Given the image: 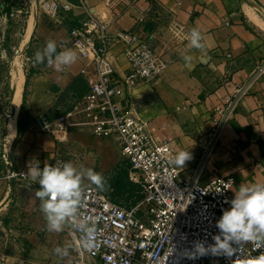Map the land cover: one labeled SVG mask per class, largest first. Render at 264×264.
<instances>
[{
    "label": "crops",
    "instance_id": "1",
    "mask_svg": "<svg viewBox=\"0 0 264 264\" xmlns=\"http://www.w3.org/2000/svg\"><path fill=\"white\" fill-rule=\"evenodd\" d=\"M66 1L59 0L61 4ZM92 11L107 24L111 36L134 32L167 61L161 77L135 91L133 112L147 123L156 141L169 142L175 153H198V141L211 131L216 108L264 60V0H85L68 13L61 10L56 20L37 8L35 22L32 20L24 38V50L30 49L35 58L51 39L57 42L58 51L64 43L74 51L70 31L84 23ZM194 27L204 37L203 50L188 47V33ZM125 49L123 43L116 42L109 53L115 72L122 77L130 72ZM184 55H191L192 61L186 63ZM32 70L26 105L23 87L19 105L9 111L14 119L4 122L2 135L14 142L13 170L26 172L33 157L43 167L60 155L74 164L86 160L98 167L100 174L113 169L118 163L114 138L97 137L90 128L78 127L72 129L67 142L59 143L34 126L40 115L53 121L70 112L90 91L91 82L98 80L95 67L77 55L63 70L46 62L35 63ZM25 80L26 84L27 76ZM180 168L184 178L194 173L191 160ZM219 176L236 179L233 192L242 184H264V77L227 124L202 180Z\"/></svg>",
    "mask_w": 264,
    "mask_h": 264
},
{
    "label": "built area",
    "instance_id": "2",
    "mask_svg": "<svg viewBox=\"0 0 264 264\" xmlns=\"http://www.w3.org/2000/svg\"><path fill=\"white\" fill-rule=\"evenodd\" d=\"M108 2L110 0H107ZM40 10L56 20L63 10L68 13L76 3L85 0H38ZM17 12H22L18 10ZM70 46L88 65L96 69L98 80L91 82L90 91L68 113L50 120L44 115L35 118L40 133L65 143L74 128L87 127L94 136L114 138L123 161L131 168V180L141 187L142 199L132 208L114 202L96 186L83 188L82 216L90 218L95 231L88 243L79 231L78 222L68 224V237L79 254L76 264H228L222 256L207 255L195 260L187 258L197 239L213 243L217 233L215 222L229 207L236 179L219 176L208 182L202 180L227 124L237 112L253 86L264 77V60L251 77L237 85L222 106L216 108L210 132L198 141V153L192 155L194 173L184 178L180 167L170 163L176 154L169 142H158L145 121L134 112L133 96L144 83L155 80L167 69L168 63L148 40L139 41L134 32L111 36L107 24L92 11L88 19L71 29ZM123 43L130 72L119 76L109 58L111 45ZM68 43L61 47L69 48ZM30 61V58H27ZM34 65V60L31 61ZM85 72V70L83 71ZM11 119L12 114H7ZM11 146L8 139L0 142V160L9 167ZM64 161L56 158L50 164ZM25 172L8 169L9 179H29ZM186 238V239H185ZM247 254L259 253L248 245Z\"/></svg>",
    "mask_w": 264,
    "mask_h": 264
},
{
    "label": "rangeland",
    "instance_id": "3",
    "mask_svg": "<svg viewBox=\"0 0 264 264\" xmlns=\"http://www.w3.org/2000/svg\"><path fill=\"white\" fill-rule=\"evenodd\" d=\"M37 8L38 0H0V137L8 139L12 161L7 167L0 160V174L5 175V178H0V264H76L79 254L68 237V224H65L61 232H52L47 228L39 207L40 201L34 195L39 185H33L30 179L7 178L8 169L13 170L14 142L2 133L6 130L5 120H11L7 114L13 115L9 111H13L16 106L13 96L17 90V81L22 82L23 90L33 75L34 65L31 61L34 55L30 49L24 50V38L27 29L29 31L32 27V20L35 22ZM114 142L118 163L110 171L102 173L105 179L103 186L85 180L83 187L96 186L113 201L132 208L142 199L141 187L131 180V168L122 160L119 146L116 140ZM72 156L78 160L77 155ZM58 158L69 161L66 156L64 158L60 155ZM74 165H83L100 173L98 167L95 168L86 160ZM57 247L67 248L68 255L65 256L63 252L57 255L54 251ZM86 264L95 263L86 258Z\"/></svg>",
    "mask_w": 264,
    "mask_h": 264
},
{
    "label": "clouds",
    "instance_id": "4",
    "mask_svg": "<svg viewBox=\"0 0 264 264\" xmlns=\"http://www.w3.org/2000/svg\"><path fill=\"white\" fill-rule=\"evenodd\" d=\"M189 49L203 50L204 37L198 28H192L188 33ZM55 40H48L42 50L35 53L34 62L47 63L57 71L73 64L77 54L70 48L57 50ZM186 63L193 59L191 55L182 57ZM192 159L190 151L181 150L170 160V163L184 167ZM35 189V198L40 201V210L46 220L47 228L52 232H61L65 224L78 222V230L85 234L83 242L88 243L95 231L90 218L82 216L81 193L84 181H90L97 186H103L105 179L102 174L83 165L75 166L71 161H57L55 164L45 162L41 167L39 159L33 157L27 163V171L23 173ZM232 198L226 200L229 207L222 211L216 220L217 233L213 234V243L205 239H197L191 247L184 249L190 260L209 254L222 256L228 264H264V184L240 185L232 192ZM186 239V238H185ZM251 245L259 254L252 256L245 249ZM57 255L62 252L68 255L67 248L54 249Z\"/></svg>",
    "mask_w": 264,
    "mask_h": 264
},
{
    "label": "bare ground",
    "instance_id": "5",
    "mask_svg": "<svg viewBox=\"0 0 264 264\" xmlns=\"http://www.w3.org/2000/svg\"><path fill=\"white\" fill-rule=\"evenodd\" d=\"M21 80H22V78H21ZM22 83V82H21ZM21 83H19L18 81H17V85H16V91H15V97L13 96V98H14V103L16 104V106L20 103V101H21V95H22V85H21ZM14 104V105H15ZM13 120V119H12ZM11 124H13V123H11ZM12 126V125H11ZM11 132H12V129H11Z\"/></svg>",
    "mask_w": 264,
    "mask_h": 264
},
{
    "label": "trees",
    "instance_id": "6",
    "mask_svg": "<svg viewBox=\"0 0 264 264\" xmlns=\"http://www.w3.org/2000/svg\"><path fill=\"white\" fill-rule=\"evenodd\" d=\"M27 86H28V82H27V85H26L25 93H24V105H26V99H27V93H26ZM24 105H23V107H24ZM22 131H23V130L20 129V130H19V134H20ZM114 202H115V201H114ZM116 203H118V202H116Z\"/></svg>",
    "mask_w": 264,
    "mask_h": 264
}]
</instances>
